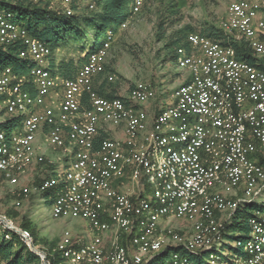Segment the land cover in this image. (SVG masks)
Segmentation results:
<instances>
[{
	"label": "built area",
	"instance_id": "built-area-1",
	"mask_svg": "<svg viewBox=\"0 0 264 264\" xmlns=\"http://www.w3.org/2000/svg\"><path fill=\"white\" fill-rule=\"evenodd\" d=\"M44 1L67 16L75 14L74 4L98 7L97 0ZM145 1L133 0V14ZM227 1L219 27L243 38L257 61L238 59L232 45L190 32L188 47L176 49L178 65L190 76L174 89L169 105L151 112L140 107L157 98L147 81L113 98L95 89L97 82L115 79L105 72L107 57L128 21L109 30L97 51H85V64L64 78L50 69L52 47L9 7L22 0H0V45H19L20 59L32 63L26 74L0 71V102L12 118L22 116L12 130L11 118H0V173L16 185L30 166L47 161L49 150L70 161L62 173L53 170L34 189H21L24 196L57 189L53 216L88 222L90 240L69 231L61 236L54 253L62 261L147 264L168 246H181L193 256L210 253L205 264H264V210L248 218L246 237H226L235 211L264 191V161L257 156L264 154V0ZM102 131L108 136L99 139ZM126 176L130 189L121 191L114 181ZM171 219L189 222L191 232L163 227ZM0 232L6 239L16 233L31 251H41L40 264H52L54 253L1 213ZM189 255L174 254L169 264H195ZM0 264H8L1 252Z\"/></svg>",
	"mask_w": 264,
	"mask_h": 264
},
{
	"label": "rangeland",
	"instance_id": "rangeland-1",
	"mask_svg": "<svg viewBox=\"0 0 264 264\" xmlns=\"http://www.w3.org/2000/svg\"><path fill=\"white\" fill-rule=\"evenodd\" d=\"M227 3V0H147L142 10L129 18L127 27L118 32L111 47L107 61L110 65L109 72L115 74V79L107 83L108 89L116 88L119 95H127L134 82L147 81L157 91V98L140 107L143 106L151 112L157 111L158 108L159 110L165 108L173 101L174 89L190 76L188 70L178 65L176 58L165 60L170 52L164 46L170 34L186 26L197 29L205 22L219 27ZM172 5H175V8H171L175 12L169 14L171 16L169 26L165 37L160 40L157 34L163 32L157 23L166 14V8ZM12 46V43H7V49ZM79 55V53L69 52L68 49H58L53 53V58L60 61L77 59ZM45 65L46 63L42 64V66ZM12 117L13 115L6 112L0 102V118ZM69 164L70 161L66 160L62 151L49 150L47 161L30 166L16 185L10 183L0 173V213L13 219L18 227H22L24 222L30 223L36 229L37 245L47 249L51 256L65 231L90 240L92 233L88 222L71 216L55 218L52 201L54 189L52 188L39 193L34 190L28 196L22 195L21 189L23 187L34 189L44 178H51L55 172L65 171ZM146 189L152 195L153 187L150 184ZM17 201H21V205H17ZM253 201L263 204L264 191L262 196ZM164 226H170L183 234H189L192 228L189 222L179 219L166 221ZM110 233L111 231L107 232V234ZM61 264L69 263L62 261Z\"/></svg>",
	"mask_w": 264,
	"mask_h": 264
},
{
	"label": "trees",
	"instance_id": "trees-1",
	"mask_svg": "<svg viewBox=\"0 0 264 264\" xmlns=\"http://www.w3.org/2000/svg\"><path fill=\"white\" fill-rule=\"evenodd\" d=\"M97 3L98 7L95 10L91 9L88 4L82 2L74 4L75 14L72 16H67L62 12L49 9L48 3L44 0H22L18 5L9 6L4 4V6L12 8L17 14V18L25 23L30 33L49 44L53 52L58 49H68L71 53L80 54L77 59L70 58L68 60L62 59L58 61L53 58L50 64V69L54 75L73 78L79 68L87 61L88 55L82 56V54L85 51L90 53L97 51L104 43L107 32L109 30L116 31L120 25L128 21L133 15V0H97ZM171 8H175V5L167 7L165 11L167 15L165 14L157 23V26L163 32L157 34V38H160V40L165 37L167 27L169 26V17H171L169 14L175 12ZM190 32H198L223 45H232L236 50L238 59L246 60L252 64L257 61L252 48L243 38L225 34L220 27L208 22L203 23L197 29L186 26L171 33L164 46L170 52L168 58L165 60L175 59L176 49L179 46L188 47L187 36ZM19 52L20 46L17 44L8 49H4L0 45V71L4 68L11 67L16 73H28L32 63L21 60ZM109 70L110 65L107 62L105 72H109ZM95 89L100 95L105 97L113 98L120 96L116 88L108 89L105 80L97 82ZM21 123L22 116L14 117L8 120L7 127L9 130H12L20 126ZM107 136L108 134L102 131L99 139ZM257 156L259 162L262 163L264 161V154L258 152ZM57 191V189H54L52 201L57 196ZM263 210L264 205L254 201L241 205L235 211L231 220L226 224L227 239L232 241L246 237L250 231L248 218L254 212ZM22 227L30 230L35 241L38 242L35 238L36 229L30 223L24 222ZM227 247L231 248V245L229 244ZM0 252L8 264H40L39 256L22 243L16 233H12L11 239H6L5 233L0 232ZM177 253L189 255L181 246H168L161 254L152 258L147 264H169L173 255ZM189 256L195 264H205V260L210 256V253H204L200 256ZM61 262L62 259L59 253L55 252L54 257H52V264H60Z\"/></svg>",
	"mask_w": 264,
	"mask_h": 264
},
{
	"label": "crops",
	"instance_id": "crops-1",
	"mask_svg": "<svg viewBox=\"0 0 264 264\" xmlns=\"http://www.w3.org/2000/svg\"><path fill=\"white\" fill-rule=\"evenodd\" d=\"M148 111H150L149 109H147ZM119 134V133H116ZM128 177H124L122 179H118L116 181H114V185L121 191H126L130 189V182L128 181ZM109 238H110V234H106V243L108 244L109 242Z\"/></svg>",
	"mask_w": 264,
	"mask_h": 264
},
{
	"label": "water",
	"instance_id": "water-1",
	"mask_svg": "<svg viewBox=\"0 0 264 264\" xmlns=\"http://www.w3.org/2000/svg\"><path fill=\"white\" fill-rule=\"evenodd\" d=\"M34 253H39V252H41V251H37V250H35V249H33L32 250Z\"/></svg>",
	"mask_w": 264,
	"mask_h": 264
}]
</instances>
